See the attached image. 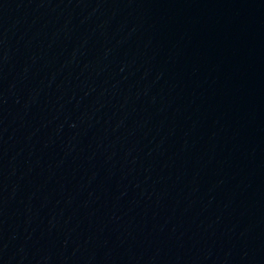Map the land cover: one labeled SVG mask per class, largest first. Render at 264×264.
<instances>
[{
	"label": "water",
	"instance_id": "95a60500",
	"mask_svg": "<svg viewBox=\"0 0 264 264\" xmlns=\"http://www.w3.org/2000/svg\"><path fill=\"white\" fill-rule=\"evenodd\" d=\"M0 42L206 264H264V0H0Z\"/></svg>",
	"mask_w": 264,
	"mask_h": 264
}]
</instances>
